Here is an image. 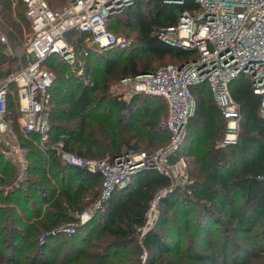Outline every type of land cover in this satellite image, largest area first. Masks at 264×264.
I'll list each match as a JSON object with an SVG mask.
<instances>
[{"label": "trees", "instance_id": "16d2710c", "mask_svg": "<svg viewBox=\"0 0 264 264\" xmlns=\"http://www.w3.org/2000/svg\"><path fill=\"white\" fill-rule=\"evenodd\" d=\"M47 1L56 9L57 3L67 0ZM195 7L194 0H185L184 4L136 0L125 13L129 22L137 21L134 43L103 51L95 47L99 55L93 67L90 58L96 49L90 43L89 33L71 30L66 37L76 48L77 64L70 66L57 54L43 62L42 67L58 75L54 87L49 88L51 97L47 108L51 119L49 136L55 144L50 142L43 150L40 143L34 142L40 136L35 133L29 136L23 130L20 138L26 150V167L21 177L20 164L0 151V264H43L41 253H30L29 247H47V240L68 235L61 232L68 227L74 231L59 245L65 261L49 264L222 263L218 258L223 255L203 247L196 249L197 246L189 245L183 253L182 241L190 234L194 241L198 238L209 243L221 240L225 256L234 245L248 261L264 257V119L259 113L260 96L253 92L248 78L238 76L230 83L242 116L239 141L227 147L218 145L224 137L226 118L216 105L209 84L193 86L194 95L196 90L199 92L196 116L190 118L175 156L194 157L193 166L188 169L194 181L177 186L160 200L159 216L144 234L139 228L144 226L156 192L171 184L168 175L152 168L138 170L126 185L116 186L108 199L84 220L80 213L100 197L103 176L62 157L63 152H72L101 159L128 150L150 151L169 142L170 130L162 125L168 116L165 97L137 93L132 99L124 100L111 87L125 75L153 71L162 64L195 57L196 50L173 47L159 37L161 27L175 24L180 13ZM0 17V27L8 37L7 43L0 38V80H6L16 71L12 65L20 58L14 50L24 44L32 25L23 0H0ZM141 50L161 60L171 55L174 61L154 67L152 60L139 57ZM100 60L102 66H99ZM10 89L7 117L12 122L15 115V122L19 124L16 84L11 83ZM193 119L196 129L192 126ZM178 204L183 217L175 219L170 216L171 209ZM197 205L202 210L192 221L188 216ZM227 207L231 210L227 211ZM218 210L229 213L225 214L224 222L221 216L217 217ZM33 216L35 220H31ZM220 223L222 228L215 229ZM255 226H261L262 230L251 233ZM236 229L248 233L251 239V234L256 236L252 248L235 242L231 232ZM40 234L47 236L45 243H40ZM68 242V248L63 249ZM90 243L97 248L90 252L82 250L81 245ZM59 251L55 260L59 258ZM144 251L149 252L147 263H142ZM181 253L183 257L177 258Z\"/></svg>", "mask_w": 264, "mask_h": 264}, {"label": "built area", "instance_id": "2783aa9c", "mask_svg": "<svg viewBox=\"0 0 264 264\" xmlns=\"http://www.w3.org/2000/svg\"><path fill=\"white\" fill-rule=\"evenodd\" d=\"M23 1L32 25L26 38L31 60L0 84V140L3 133L14 130L7 114L12 93L10 84L15 83L21 128L28 134L39 135L44 141L51 127L47 108L55 74L42 67L43 62L48 56L57 54L70 66L77 64L76 48L66 37L71 30L89 33L91 45L100 51L127 47L123 37L109 28L108 19L111 13L133 5L136 0H69L56 9L47 0ZM194 1L197 7L180 13L175 24L161 27L159 37L173 47L196 50L198 54L184 62L162 64L153 71L125 75L111 88L124 100H130L137 93L165 97L169 113L162 125L170 130L169 142L154 150H128L101 159L62 153L65 161L103 176L104 199H108L116 186L126 185L135 172L144 168L157 169L172 179L171 184L160 188L152 199L144 226L139 228L142 234L157 218L160 200L177 186L194 181L188 172L191 155L175 156L196 109L193 86L203 82L209 84L215 103L226 118L221 147L239 141L241 106L230 90L231 81L238 76L251 80L253 92L260 96L259 113L264 119V0ZM0 38L8 42L1 27ZM6 152L9 154L8 150ZM81 217L88 219V211ZM67 230L74 231L72 227Z\"/></svg>", "mask_w": 264, "mask_h": 264}, {"label": "rangeland", "instance_id": "374dc122", "mask_svg": "<svg viewBox=\"0 0 264 264\" xmlns=\"http://www.w3.org/2000/svg\"><path fill=\"white\" fill-rule=\"evenodd\" d=\"M68 1L69 0H67L65 3H57L56 4L57 8L64 6L66 3H68ZM128 10L129 9L123 8L120 11L111 13L109 15L108 25L111 27V29L117 35L123 37V40H124L123 42H125L129 46L133 41L136 40V37H137V23H136L137 21L135 19H132V21H130V22L128 21V17L125 14L126 11H128ZM26 38H27V36H26ZM26 38H25L24 44L21 47L16 48L14 50L15 52H18V55L20 56L19 60L12 65V67L15 68L16 70L18 68H20V67L25 66L31 60L30 59V54H29V51H28V47H27V44H26ZM92 46H94V45H92ZM93 48H95V46ZM96 50H95V54H92L91 58H90V61L92 62L93 67H94L95 64H97L96 59L98 57H96V56L99 55V54H97V52H99V51L98 50L96 51ZM138 55L143 60H146V61L152 60V65L154 67L157 66L159 63H166V62H169V61H174V57H172L171 55L170 56L168 55V56H166L164 58V60H161V59H156L151 53H149L148 51H145V50L139 51ZM100 61H101V64L99 66H102L103 62H102V60H100ZM101 68L102 67H100V69ZM56 74L57 73H55V75ZM56 77H57V79H56ZM56 77H55V80H58V75H56ZM53 84H55V83H53ZM53 84L51 85V88L54 87ZM204 94L210 95L207 92H205ZM52 95L56 96V93L55 94L53 93ZM194 96H195V99H196V109H197L198 97H199L198 90H196ZM196 109H195V112H196ZM195 112H194V114H195ZM168 113H169V104H168ZM47 116H48V118H50L48 112H47ZM195 116H196V114L194 115V117ZM16 119H17V117L14 115L13 116L14 123L12 124V126H13V129H14L13 131L15 132V135L14 136H7V142L6 141H0V151L2 149L8 150L9 154H5L6 157L8 159H11L12 162L20 164V177H21L24 174V169L26 167V150H25V148L23 147V144H22L23 140H22V138H20V136L22 135L21 132H23V129L21 128L20 123L18 124L17 122H15ZM49 120H51V119H49ZM192 126H193L194 129H196V125L194 124V119L192 121ZM34 142L35 143H40V146L42 147L43 150H46L50 146V142L55 144V140L53 139V137L49 136V134H48L47 138L44 141H42V139L40 137V140H37V141L34 140ZM220 142H221V140L219 141L218 145H220ZM61 143H62V140H60L58 144L60 145ZM10 151H12V153H10ZM13 158H15V160ZM193 160H194V157L191 156V164H190L191 167L193 166ZM102 197H103V188L101 189L100 197L97 200H95L86 209L88 211V213H90V216H91V214H93L96 211V207L97 206L103 204L104 201L107 200L106 197H105L106 199H104ZM100 198H102L103 200H102V202L99 205H97V203H98ZM46 207H47V205H46V203H44L43 204V208H46ZM159 209H160V207L157 210V217L159 216V212H160ZM181 209H182V207L179 206V204L174 206V207H172L170 216H172L175 219L182 218L183 216H182V214L180 212ZM193 209H194V211L192 212V214H190L188 216V218H190L192 221L195 220L196 216L199 214V210H202V208L197 205ZM229 210H231V208L227 207V211H229ZM218 213H220V214H217V217L221 216L220 218H222L223 222L227 219V216L225 214H229V213H225L224 214V212L219 211V210H218ZM77 214H79V213H77ZM81 214H82V212L80 213V215ZM35 219H36L35 216H33L31 218V220H35ZM85 220H87V218ZM19 226H23V225L19 224ZM222 226H223V224L220 223L218 225H215L214 228L215 229L216 228H220L221 229ZM261 230H262L261 226H255L254 229L251 231V233L254 232V231L258 232V231H261ZM61 232H66V233H68V235L63 234V235H60V236L56 237L55 239L47 240V236L40 234V237H39L40 243H45V241L47 240L49 245L47 247H44V248H40V247H38V245H34V247L33 246L29 247L28 251L30 253H34V254H37L38 252H40L41 253L40 254V258L42 259L41 263H43V264H49L52 261L53 262L55 261L57 263L65 261V259H62V254H63L64 251H62V250L59 251V248H60L59 245H60V242L63 243L64 240L69 239L70 238L69 234L73 233V231H69V230L66 229V230H63ZM248 235H249L248 233L240 232L238 229H236V231H232L231 232V236L235 240V242H239L240 241L243 244H245L247 246H250L252 248L254 246L253 240L255 241L256 236L251 234V236H250V237H252V239H251V238H249ZM194 240L195 239L191 236V234L190 235H186L184 237V240L182 241V247H184L183 253H186V248L189 247V245H191L192 247L197 246V247H195L196 249L203 247L206 250H208V252L218 253L219 256L223 255V257L220 256L218 258L219 261L221 260V262H222L221 264H235L236 259L238 261L237 264H264V257H256V258H253V259L248 261L244 255H241V254L238 253V248H237V246L234 247V245L229 247L228 254L225 256V254H222L223 249H224V242L222 243L221 240L220 241H218V240L211 241L210 243L209 242H205L201 238H198L196 241H194ZM91 243L90 244L81 245L82 248H83L82 250H84L85 252H90V251L95 250V248H97V247L96 246L93 247L91 245ZM68 246H69V242L64 244V247H62V248L65 249V248H68ZM72 249L68 251L67 255L70 254L69 252H72ZM58 251H59V258L55 260L57 254H58L57 253ZM148 257H149V252L144 251V254L142 255V263H147ZM178 257L179 258L183 257L182 253L179 254L177 256V258ZM82 264H91V263L85 262V263H82Z\"/></svg>", "mask_w": 264, "mask_h": 264}, {"label": "crops", "instance_id": "0c3cea01", "mask_svg": "<svg viewBox=\"0 0 264 264\" xmlns=\"http://www.w3.org/2000/svg\"><path fill=\"white\" fill-rule=\"evenodd\" d=\"M10 51H11V53H13V54H15L14 53V51L12 50V48H10L9 49ZM100 51V50H99ZM16 54H18V52H16ZM30 54V53H29ZM30 59H31V54H30ZM27 65V64H26ZM82 69H80L79 70V73H82ZM54 74H55V71H52ZM55 77H56V75H55ZM5 81V79H1L0 80V84H2L3 82ZM112 86H113V84H112ZM159 96V95H158ZM233 96V95H232ZM132 99V98H131ZM26 134H28V133H26ZM15 135V132L13 131V132H6V133H3L2 134V136H3V139L2 140H0V141H6L7 142V136H14ZM29 135V134H28ZM30 136V135H29ZM7 150H5V149H2L1 150V152L5 155V154H7V152H6ZM11 152V151H10ZM6 156V155H5ZM14 159V158H13Z\"/></svg>", "mask_w": 264, "mask_h": 264}]
</instances>
